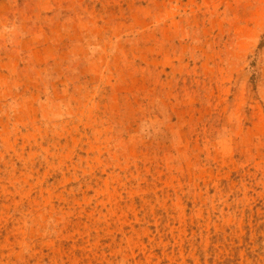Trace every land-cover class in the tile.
I'll use <instances>...</instances> for the list:
<instances>
[{
	"label": "rangeland",
	"instance_id": "1",
	"mask_svg": "<svg viewBox=\"0 0 264 264\" xmlns=\"http://www.w3.org/2000/svg\"><path fill=\"white\" fill-rule=\"evenodd\" d=\"M0 264H264V0H0Z\"/></svg>",
	"mask_w": 264,
	"mask_h": 264
}]
</instances>
